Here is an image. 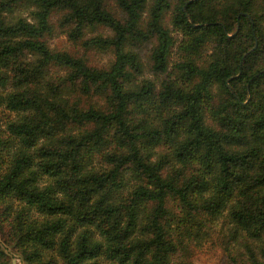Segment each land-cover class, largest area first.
Instances as JSON below:
<instances>
[{
	"label": "trees",
	"instance_id": "16d2710c",
	"mask_svg": "<svg viewBox=\"0 0 264 264\" xmlns=\"http://www.w3.org/2000/svg\"><path fill=\"white\" fill-rule=\"evenodd\" d=\"M114 1L122 16L107 0H0V102L23 112L8 122L21 145L0 173V230L9 213L5 199L14 196L25 205L7 233L28 244L26 264H55L39 248L55 246L64 264H98L105 257L109 264H170L178 252L167 230L176 199L188 215L229 206L236 227L263 240L264 0ZM173 1L171 21L189 35L184 49L209 42V61L176 63L180 77L191 81L186 87L167 75L159 86L149 79L131 84L144 69L168 73L173 37L163 16ZM23 3L35 6L34 21L8 18ZM55 10L85 50L112 49L108 67L79 51L50 48ZM96 24L111 34L84 38L85 26ZM140 46L148 47L146 60ZM52 65L64 74L44 80ZM215 83L220 95L212 91ZM6 85L12 89L2 92ZM142 140L146 147L166 146L173 158L142 153ZM95 154L106 168L88 166ZM126 172L138 182L114 201ZM140 206L145 216L135 235ZM31 208L45 218H31ZM227 260L264 264V242L260 256ZM0 264H11L1 248Z\"/></svg>",
	"mask_w": 264,
	"mask_h": 264
},
{
	"label": "rangeland",
	"instance_id": "374dc122",
	"mask_svg": "<svg viewBox=\"0 0 264 264\" xmlns=\"http://www.w3.org/2000/svg\"><path fill=\"white\" fill-rule=\"evenodd\" d=\"M109 6L113 8L119 16H122L120 9L118 8L114 0H107ZM173 5L165 11L163 16V24L168 28L170 34L173 37V46L171 48L169 56V71L164 74H153L147 69H144L142 74L132 81L141 82L142 80H152L159 86L161 79L167 75L169 79L174 80L175 83L183 86H188L190 82L183 80L180 77L179 70L176 67L178 61L191 58L197 63L205 65L210 59V53L212 51L211 44L206 42L201 48L195 51H186L184 44L188 41L189 35H187L181 28L173 25L171 16L173 15ZM35 6L30 3H23L18 5L11 12L7 13L8 18L16 19L17 17L26 18L30 21H34L33 10ZM146 9L142 12V22L146 19ZM62 11L55 10L50 16L51 30L46 35L47 42L53 50H65V51H79L88 58V61L92 64L108 67L114 59V53L111 48L96 47L93 49L85 50L81 41L78 39L73 41L68 36V30L71 23L62 22ZM111 30L101 24L94 26H85L83 37L95 36V35H109ZM143 60H146L148 54V47L140 46L138 48ZM64 68L60 65H52L47 68V73L44 77L46 79H56L64 74ZM10 85H6L2 92L11 90ZM214 95H220L218 85L215 83L212 87ZM67 93L68 90L64 89ZM23 112L9 109L5 103L0 102V173H2L10 164L13 154L20 148L19 137L8 128V122L19 118ZM157 118L153 117L155 122ZM147 142L141 141L142 153L151 154V158H158L162 152H167L170 158H173L171 149L160 146L146 147ZM111 146L105 147L109 150ZM88 166L91 168L107 167L108 164L104 161L99 154L91 156ZM45 176H40L38 179L39 185H43ZM123 185L118 192L121 194H114L112 200L117 201L120 197L125 198L129 190L138 182V179L126 172L123 174ZM48 181V180H47ZM122 195V196H121ZM4 203H8V216L4 218V227L0 230V248L2 249V256L4 259L9 260L11 264H26L24 259L25 251L22 249H29L28 244L21 245L17 243L15 239H11L7 233L9 228V222L15 217L17 211L21 209L25 203L17 197H7ZM0 205L4 206L3 203ZM170 224L167 226V230L175 237L177 244V255L170 261V264H230L228 260L230 256L236 257L241 261H248L250 252L260 256V246L264 242L261 238L252 237L245 229L237 228L228 214V207L223 209L220 213L209 215L206 213H196L188 215L186 211L179 209V203L176 199L170 201ZM25 213V212H24ZM31 218L41 220L44 217L43 214L31 208L28 211ZM23 214L22 216H24ZM1 216V215H0ZM145 216V208L140 206L137 212V224L134 229L135 235H140V225ZM58 238V236H56ZM41 257L43 259L53 258L55 264H64L62 256L57 251V247L50 249L41 248ZM110 260L100 259L98 264H109Z\"/></svg>",
	"mask_w": 264,
	"mask_h": 264
}]
</instances>
